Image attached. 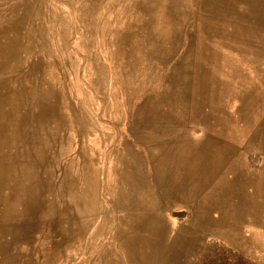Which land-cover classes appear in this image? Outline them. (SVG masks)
<instances>
[{
    "label": "rangeland",
    "instance_id": "1",
    "mask_svg": "<svg viewBox=\"0 0 264 264\" xmlns=\"http://www.w3.org/2000/svg\"><path fill=\"white\" fill-rule=\"evenodd\" d=\"M263 124L264 0H0V264H264L161 209Z\"/></svg>",
    "mask_w": 264,
    "mask_h": 264
},
{
    "label": "crops",
    "instance_id": "2",
    "mask_svg": "<svg viewBox=\"0 0 264 264\" xmlns=\"http://www.w3.org/2000/svg\"><path fill=\"white\" fill-rule=\"evenodd\" d=\"M17 126L20 128L19 124ZM253 135L256 137L250 138H255L252 139L255 141L241 142L240 145L231 140L225 141L222 148L225 163L219 168L212 163L217 160V152H209L204 171H198L200 168L185 171L178 167L180 146L170 158L169 152L168 155L166 152L167 165L168 159L175 160L176 164L173 166L174 172H167L165 168L161 172L166 198L161 209L185 208L186 212L171 215L189 224L184 233L192 237L188 236L187 239L222 241L240 255L248 253L251 242L264 240V132ZM24 137L17 138L11 148L7 145L0 147L4 167L5 161L10 160L13 172H27L15 163L22 158L19 146L26 144ZM210 142L217 144L215 139H205L202 144L186 148L188 151L198 149L204 152L203 146ZM253 152L259 158L255 166L250 162ZM176 239L181 240L180 237ZM22 263L15 261L14 264Z\"/></svg>",
    "mask_w": 264,
    "mask_h": 264
}]
</instances>
